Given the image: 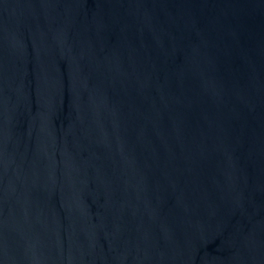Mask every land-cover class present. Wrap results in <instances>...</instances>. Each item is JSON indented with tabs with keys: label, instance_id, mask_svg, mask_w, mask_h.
<instances>
[{
	"label": "water",
	"instance_id": "water-1",
	"mask_svg": "<svg viewBox=\"0 0 264 264\" xmlns=\"http://www.w3.org/2000/svg\"><path fill=\"white\" fill-rule=\"evenodd\" d=\"M0 264H264V0H0Z\"/></svg>",
	"mask_w": 264,
	"mask_h": 264
}]
</instances>
